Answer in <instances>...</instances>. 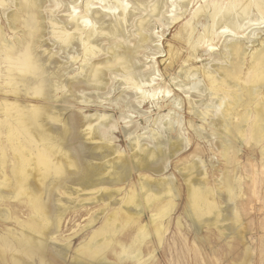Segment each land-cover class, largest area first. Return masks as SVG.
<instances>
[{
	"label": "bare ground",
	"instance_id": "obj_1",
	"mask_svg": "<svg viewBox=\"0 0 264 264\" xmlns=\"http://www.w3.org/2000/svg\"><path fill=\"white\" fill-rule=\"evenodd\" d=\"M176 25L166 51L165 32ZM150 99L157 115L144 121L152 128L139 135L131 119L122 130L126 156L115 145L113 108L124 121ZM188 131L216 148L211 156L224 169L214 189L204 162L186 161L184 213L242 240L244 179L264 184V0H0L1 263L65 261L68 246L50 252L52 232L77 201L100 203L103 222L74 250V264L153 262L142 245L150 237L162 244L178 196L171 175L157 174L189 148ZM247 146L261 156L249 171L238 161ZM223 195L224 209L214 198ZM4 196L25 202L30 215L19 220ZM131 228L129 244L121 242Z\"/></svg>",
	"mask_w": 264,
	"mask_h": 264
},
{
	"label": "rangeland",
	"instance_id": "obj_2",
	"mask_svg": "<svg viewBox=\"0 0 264 264\" xmlns=\"http://www.w3.org/2000/svg\"><path fill=\"white\" fill-rule=\"evenodd\" d=\"M177 27L178 26L176 25L171 30L165 32V38L162 41L164 50L167 51L169 44H174V35L177 31ZM160 29L161 28H158L157 31H160ZM161 60L162 58L158 59V62L160 65V70L162 71L164 66L167 64V61L160 64ZM196 65L199 66L201 65V63L199 62ZM175 71H177V69ZM176 93L179 94V96L185 100V110L182 111V114H185L187 118L190 117L189 114L187 113L188 105L186 103V99L179 92ZM153 103L154 101H152L151 99L145 101L143 105L138 108L139 112H141L140 115L135 114L133 112H128L131 117L130 119H125L124 121L119 119L120 116L119 111L116 108H113L114 118L117 122L116 130H115L116 133L114 131V136L116 138L115 145H117L122 151L124 150L126 156L130 154L127 145V143L129 144V142L128 139H126V137L123 135L122 130L130 128L132 124L129 123V121L131 119L132 122H136L138 124L137 134L139 135L145 133L147 127L152 128L151 124L146 123L144 119L147 118L149 114L152 117H156L157 109ZM146 109H149V113L148 110ZM109 111H111V109H109ZM142 113L146 115L143 116ZM162 113L166 114L167 111L164 110V112ZM192 134L193 133L190 131H188L187 133L185 132V135L192 140V141L190 140L189 143L190 146H188L189 148H186L185 150L178 153L179 155L178 154L175 155L176 157H172V159L168 164V168L164 170L162 173L157 174V175H162L163 177H169V175H171V178H173L172 180L174 181L175 186L177 188L178 196L174 200V208L172 212L169 214V219L167 218L169 220V223L168 220L165 219L166 220L165 222H167L166 225L168 230L164 234L162 244H160L159 246L158 244L154 243L153 238L150 237L146 240V243L142 245L143 248L142 252L144 254L146 253V251L147 253L149 251L154 252L153 262L151 261L146 262V264H243V263L264 264V251L261 250V246H260L261 244H264V188H263L264 184L263 185L256 184L258 186L252 188V186H250L251 183L250 180L244 179L243 194L245 196L243 195L238 202L239 203L238 209L243 224L242 234L244 236L243 237L244 239L242 238V240L233 237V235H229L231 238L229 236L226 237L219 236L214 228H208L206 226L204 227L198 226L194 224L189 219L188 215L184 213L186 211V204H187L186 185L183 182V178L181 176L184 173L179 172V170L187 165L186 161L193 160L191 162H195L198 164L199 161L201 162L202 160L207 168L206 179L208 186L214 189L218 187V183L216 181H218L217 179L219 178L221 171H223L224 169L223 163L221 161H220L221 163H218L216 159L211 156L212 155L211 153H213L214 150L216 151V148L215 147L210 148L206 140H201ZM248 147L249 146H247L246 148L244 147L245 149L242 148L241 153L238 154L239 157L238 156L237 157L239 159L238 161L239 162L241 161L240 162L242 165L241 167H244L249 171L250 164L255 163L256 165L257 164L259 165L260 163L259 160H261V156L258 148H250V147L248 148ZM187 149L189 150L187 151ZM250 159L253 161H251ZM210 161L215 163L214 168H216V170L215 169L212 170L210 166ZM137 176H138V172H133V174L131 173L129 183H135ZM153 177H156V175H153ZM126 187L124 188V191L121 194L122 196H116V200L124 197L123 195L125 194ZM4 197L9 198L8 200L5 201V205H8L10 211L13 212L15 216L19 218V220H24L30 215L29 206L25 202L21 201L19 198H13L12 196H4ZM214 198L219 203V206H221V208L223 209L226 208L225 206H227V204L224 200L225 195L214 196ZM80 199L84 200L85 198L80 197ZM220 203L223 205H220ZM99 208H101L100 203L98 204L96 202L79 203L78 201L74 202L72 205L68 207L67 212L64 214V217L61 221L58 230L56 232H52V235L54 236L55 240L54 241L52 240L50 243V249H51L50 252L54 253L53 249L59 248V246L61 245L68 246L69 250L67 257L65 258V261L64 259H57L58 262L53 261V258L50 255L49 258L52 260L54 264H74L72 258L74 250L84 240L86 241L90 237L92 232H94L96 229H99L101 227V224L103 222L102 221L103 215L99 214ZM111 208L112 207H108V211H111ZM149 216L150 214L147 211L143 212L139 221L141 226L149 225ZM96 218H98V221L92 226L87 227L89 220ZM6 224L9 227L11 226V224L8 222ZM230 224L231 222H227L224 225H230ZM4 226L5 225L0 223V231L2 228H4ZM131 229L132 230L125 231L119 236L121 242L123 243L126 242V244H129V241L134 236V229L133 228ZM227 239L230 241H228ZM195 247L198 248V249L196 248L197 252ZM246 249L249 250L247 256L245 252ZM8 260L9 259H6V263H1V262L0 263L11 264V262L10 261L8 262ZM111 261L112 260L110 259V261L107 262V264H112Z\"/></svg>",
	"mask_w": 264,
	"mask_h": 264
}]
</instances>
